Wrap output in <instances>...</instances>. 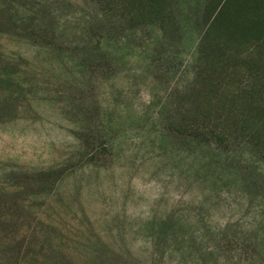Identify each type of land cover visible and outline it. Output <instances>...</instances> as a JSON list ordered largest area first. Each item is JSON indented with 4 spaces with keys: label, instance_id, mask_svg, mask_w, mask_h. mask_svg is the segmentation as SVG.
<instances>
[{
    "label": "rangeland",
    "instance_id": "obj_1",
    "mask_svg": "<svg viewBox=\"0 0 264 264\" xmlns=\"http://www.w3.org/2000/svg\"><path fill=\"white\" fill-rule=\"evenodd\" d=\"M110 1L0 0V264H264V22Z\"/></svg>",
    "mask_w": 264,
    "mask_h": 264
},
{
    "label": "trees",
    "instance_id": "obj_2",
    "mask_svg": "<svg viewBox=\"0 0 264 264\" xmlns=\"http://www.w3.org/2000/svg\"><path fill=\"white\" fill-rule=\"evenodd\" d=\"M231 1L232 2H235V3L233 5H231ZM242 1L245 2L246 7H247L246 8V11L248 13H250V16H251V17H248L247 18L249 24H248V27L246 28V30L247 31H249V30H251V31H257L259 33L260 32L259 24H262V22H264V21L262 19L263 18L262 16H260V17L258 16L260 9L257 12H255V14H253V10L254 9L251 7V4H252L251 2L254 1L256 3V1L255 0H228V3H227L226 8L223 9V11L222 10L221 11H218L217 14H215L213 21L209 24V27H208V29L206 31L207 34L210 33L211 28L213 27V25L215 23L218 22L219 18L225 16V14L227 13V11L230 10L231 8H233V10L232 11H229V14H234V15L236 14V15H241V16H244L245 17L244 10H242V8L239 6V4ZM111 4H112V1L108 0V2H106V4L104 5V7L102 9L107 15H109V14L112 13L111 11L113 10V8H111ZM261 6H262L263 11H264V1H263V3L261 2ZM227 15L228 14H226V16ZM252 15H253V17H252ZM100 28L104 29V26L103 27H96L92 23L90 25H87L83 29V30H85L87 32L84 37H87L88 40L91 39L90 30H93V29H97L98 30ZM84 37H82V38H84ZM98 42L99 41H97V46L98 45L100 46V42H99V44H98ZM216 54H217V56H218V54H222L223 56L226 55V53L224 52V50H222V48H220V45H218V44L214 45L208 51V54L207 53H204V55H203V52H202V56H205L206 59H208V58H215L216 57ZM221 62H223V59L221 60ZM205 63L206 62L204 60L203 63L201 64V66L205 65ZM202 70H203V67L201 68V71ZM218 74L220 75L222 73H218ZM219 75L217 76V81L215 83L213 82V85H212V90L213 91H215V90H223L224 88H226V85H223L222 81H219L220 80V76ZM217 95L218 96H221V94L220 95L219 94H213V97L214 96L217 97ZM206 127L208 128L209 126H206ZM209 132H210L209 135L211 137V140L210 141H215L216 143H219V144L221 143V144H224V145H225V143H229L230 142L229 141V138H228V136H229L228 133L224 132L223 130H217V129L216 130L215 129L213 130V129H209ZM200 137H202V138H204L206 140L208 139L207 135H200ZM198 138H199V136H198ZM243 139H244L243 141H247L246 143L251 144V147L253 146L254 149H252L251 152L255 156L259 155L262 159H264V141L263 142H260V141L255 140V139L251 141V140H248V138H246V137H244ZM206 140H203V142H205ZM244 241H246V240H244Z\"/></svg>",
    "mask_w": 264,
    "mask_h": 264
}]
</instances>
